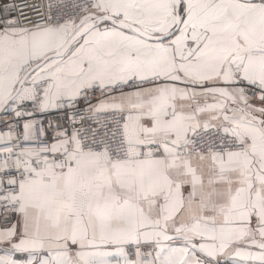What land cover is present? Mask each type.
I'll return each mask as SVG.
<instances>
[{
	"label": "snow or ice",
	"instance_id": "snow-or-ice-1",
	"mask_svg": "<svg viewBox=\"0 0 264 264\" xmlns=\"http://www.w3.org/2000/svg\"><path fill=\"white\" fill-rule=\"evenodd\" d=\"M0 264H264V0H0Z\"/></svg>",
	"mask_w": 264,
	"mask_h": 264
}]
</instances>
